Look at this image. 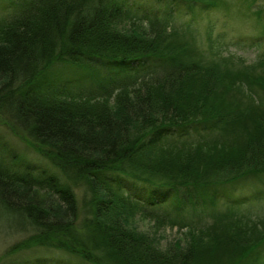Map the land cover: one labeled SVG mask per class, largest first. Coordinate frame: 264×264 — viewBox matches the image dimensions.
I'll return each instance as SVG.
<instances>
[{"label": "trees", "instance_id": "trees-1", "mask_svg": "<svg viewBox=\"0 0 264 264\" xmlns=\"http://www.w3.org/2000/svg\"><path fill=\"white\" fill-rule=\"evenodd\" d=\"M215 1L168 0L200 8ZM10 4L0 17V212L29 219L34 240L69 264L264 257V221L239 211L247 197H236L264 174V78L253 88L221 69L209 56L211 36L204 51L189 30L182 37L156 21L137 25L124 0ZM259 66L263 73L264 60ZM213 130L223 133L212 141L168 140ZM7 132L48 167L4 141ZM75 185L85 187L84 204ZM223 198L233 200L228 211L203 224L198 213ZM143 206L200 221L161 246L132 226ZM61 258L9 264H66Z\"/></svg>", "mask_w": 264, "mask_h": 264}, {"label": "rangeland", "instance_id": "rangeland-1", "mask_svg": "<svg viewBox=\"0 0 264 264\" xmlns=\"http://www.w3.org/2000/svg\"><path fill=\"white\" fill-rule=\"evenodd\" d=\"M10 1L19 0H0V17H5L9 12ZM124 1L131 12V21L137 25L148 27L151 22L156 21L155 23L167 25L168 28L172 29L171 31H175L176 35L179 34L182 37H184L182 35L183 30H189L193 35V43H199L200 47L204 46V51H208L206 42L211 36L213 48L210 50L209 56L213 58V55H217L215 62L221 69H231L233 73H237L238 76L245 79L247 85L253 88L255 84L261 82L260 78H264L262 67L259 66L264 60V0H216L211 6L201 8L191 7L187 4H171L168 0ZM185 38L187 39V37ZM218 55L223 58H219ZM149 65L152 69L161 68L159 65ZM72 73L70 72V74ZM66 74L68 73L66 72ZM61 75L66 76L63 73ZM104 75H106L105 71L101 77L103 78ZM102 78L95 77L92 84L87 85L95 88ZM0 130L6 132L2 128ZM222 133L217 130L212 132L191 131L172 135L168 140L170 142L189 141L196 144L218 139ZM230 135L233 136L234 134L231 132ZM4 141L12 143L15 150L20 154L23 153L25 158L33 161L35 165L38 164L40 169L44 166L48 167V163L27 147L25 142L8 132ZM262 176H258L259 181H256L253 186L240 188L242 190L237 193L236 197H247L245 208H241L239 211H244L246 214L249 212L255 220L264 221V174ZM74 188L77 192L78 201H82L84 204L85 187L75 185ZM232 203L233 200L228 198L217 200L215 204L213 203V207L210 206L206 209L209 213H198L202 223L215 224L217 215L228 211L230 208L228 204ZM143 207V209L139 207L142 210L138 209L134 212L130 219L132 226L138 228V231L142 233L151 234L154 239L161 243V246L176 245L180 240L182 226L186 223L200 221L192 212L168 215L164 213L165 206ZM158 219H169L170 221L166 222L168 224L165 226L162 221L157 222ZM35 229L29 219L26 220L18 214H11L2 210L0 212V264H9L22 257L26 261L34 260V258L39 261H44L46 258H61L59 253L41 246L34 240ZM60 260L66 264L72 262L68 258H61ZM256 264H264V257Z\"/></svg>", "mask_w": 264, "mask_h": 264}]
</instances>
